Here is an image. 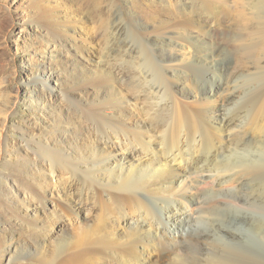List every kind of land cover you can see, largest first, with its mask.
<instances>
[{
    "label": "bare ground",
    "instance_id": "6f19581e",
    "mask_svg": "<svg viewBox=\"0 0 264 264\" xmlns=\"http://www.w3.org/2000/svg\"><path fill=\"white\" fill-rule=\"evenodd\" d=\"M173 1L185 34L175 42L129 31L137 52L130 54L135 70L128 75L112 56L98 58V75L90 74L89 49L75 44L84 36L78 23L75 34L62 31L41 47L55 64L65 56L68 65L53 66L49 76L71 73L79 97L62 92L51 119L45 105L54 92L46 86L50 94L40 112L48 125L37 118L29 124L47 131L41 141L22 142L30 158L27 177L2 175L0 264H22L21 253L43 250L71 220L72 213L52 201L54 189L76 216L85 210L84 218L97 225L85 230L89 249L79 257L60 253L48 264H264V0H246L262 26L257 40L241 48L252 72L240 74V84L207 52L216 37L205 29H221L219 7ZM192 45L195 56L176 66L183 69L172 66L182 57L177 47ZM221 47L218 57L228 58ZM229 82L233 90L211 101ZM197 98L202 102L190 111L185 100ZM177 173L188 185L174 188ZM119 229L126 235L114 246Z\"/></svg>",
    "mask_w": 264,
    "mask_h": 264
},
{
    "label": "rangeland",
    "instance_id": "374dc122",
    "mask_svg": "<svg viewBox=\"0 0 264 264\" xmlns=\"http://www.w3.org/2000/svg\"><path fill=\"white\" fill-rule=\"evenodd\" d=\"M208 1L219 7L217 19L221 29L216 30L213 27L205 29L210 35L216 37V43L207 46V52L213 55V58L220 59V67L229 66V79L240 84L242 83L240 74L252 72L250 65L241 59V48L257 40L262 22L255 14H251L246 0ZM251 2L252 0H250ZM150 14L155 15V20L149 16ZM181 22V11L173 0H166L164 3L159 0H0L1 212L5 207L2 199V175L4 177L7 174H26L27 177L30 158L22 149V142H31L32 136L38 137L36 139L41 141V137L47 131V129L40 131L32 128L29 124L30 119L37 118L42 120V122L39 121L42 125H48L43 121L47 118H44L46 112H40V107L44 106V100L45 98L47 100V96L50 94L47 92V87L54 92L52 102L48 103V106L45 105L49 109L51 119L53 116L51 113L61 102L59 95L62 92H72L76 97H79L78 91L73 89L76 86L71 73L49 76L53 66L63 68L68 65L65 56L60 55V59L64 61L57 60L59 63L55 64L52 62L53 58L48 54L41 53V47L45 46L53 37L59 36L62 31L65 36L75 34L76 30L72 27L78 23L83 26L84 36L81 38L78 34L75 44L78 48L88 47L92 60L87 62V66L92 68L90 74L98 75L93 67L101 57L105 59L107 56H112V64L128 75L133 67L130 56L137 52V45H135L130 32L134 33L135 31L144 39L149 40L156 37H176L173 40L177 42L180 41L182 34H185L181 29ZM114 27L116 30L112 31ZM71 38L73 44L74 39ZM221 46L224 48L226 46L228 58L218 57L216 50L222 48ZM176 50L174 53L182 57L171 64L174 67L183 66L184 59L195 56L193 45L182 47V49L177 47ZM72 53L75 54V51ZM260 63L263 65V59L260 60ZM176 68L183 69V67ZM133 69L135 70L134 67ZM127 80L130 81V79ZM233 85L235 83L229 82L225 91L218 94L217 97H211V101H221L224 96L228 95V88L229 92L233 90ZM185 101L189 107H193L190 111H197L198 105L202 102L199 98ZM130 108L132 112V106ZM238 108L233 110L236 112L239 110ZM233 110H231L232 114L235 113ZM110 181L115 182L113 179ZM174 184V188L177 189L179 186L188 185V180L179 174ZM51 192L52 201L54 203L56 201V204L67 211L69 216L72 213L71 220H66L63 223V229L55 234L50 240L51 242L48 241L45 244L43 250H33L31 256L30 251H26V253L22 251V256L19 257L22 264H48L55 260L60 253L79 257L78 252L89 249V245L84 241L85 230L89 232L90 228L97 225V222H94L93 219H85V210L79 211V215L76 216L67 203L59 200V193L55 189ZM63 205L64 207H62ZM4 225L10 226L5 221ZM171 233V229H169L168 235ZM117 234L113 239L115 243L113 242L112 245L123 244L125 231L119 229ZM247 242L251 249L258 248L254 239L248 238ZM131 255L130 253L129 256ZM114 264L120 263L114 262Z\"/></svg>",
    "mask_w": 264,
    "mask_h": 264
}]
</instances>
